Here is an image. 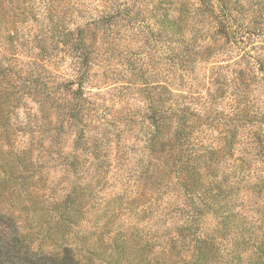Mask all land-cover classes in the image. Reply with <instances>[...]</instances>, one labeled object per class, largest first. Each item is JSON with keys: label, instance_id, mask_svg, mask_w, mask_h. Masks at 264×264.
Wrapping results in <instances>:
<instances>
[{"label": "rangeland", "instance_id": "rangeland-1", "mask_svg": "<svg viewBox=\"0 0 264 264\" xmlns=\"http://www.w3.org/2000/svg\"><path fill=\"white\" fill-rule=\"evenodd\" d=\"M66 1L70 6L65 14L69 15V29L79 26L86 30L87 21L111 10L105 6V0ZM118 1L131 7L132 14L143 20V25H148L149 33L138 22L130 28L125 27V33L120 30L123 27H114L116 40L98 47L84 80V95L91 101L88 118L83 127H70L66 121L59 127L55 99H69L70 94L61 89L56 94L54 89L78 75L72 66L74 61L69 46L52 42L48 37L50 33L46 28L51 19H47V0H0V17L4 20L7 6V32L10 33L8 43L0 41V49L9 48V52H15L11 57L17 59L4 64L15 73L8 80L15 83L17 77H21L26 85L24 78L34 79L35 83L37 79L43 81V73H51L47 79L51 92L48 98L43 93L23 94L19 90L11 104L7 102L5 110L0 112V212L13 217L20 233L30 239L32 248L39 252L47 254L60 250L51 240L64 230L55 229L54 219L59 209L67 211L65 203L61 202L74 183L87 185L90 195L81 194L80 205L76 208H81L82 215L77 218L76 225H71L64 233L71 241L73 237L75 241L82 237L88 243L99 238L98 228L105 223H109L111 233L131 232L133 243L142 237L147 241L152 233L165 232V235L168 232V221L162 223L161 220L168 218L163 207L171 204L158 206V203L176 201L180 195L176 190L177 193L158 186L156 191L164 190L165 194L161 201L156 200L159 195L155 197L156 192L151 187L155 186L148 181L152 172L151 163L147 162L151 160L147 148L150 131L147 116L152 107H180L191 100L182 99L180 93L192 91L199 95L195 97L194 109L205 111L212 105L221 111L216 118L219 121L227 122L228 115L242 110L264 115V71L254 61L256 57L264 58V49L260 47L264 32H257L263 26L260 20L264 16V0H228L232 25L242 34L231 40L217 35L213 22L200 15L204 7L200 0H189L191 15L182 18L179 43L158 21L163 16L171 19L178 15L174 10L164 14L160 0ZM90 29L86 41L93 47L100 46V37L106 39L103 30ZM44 34L48 38L46 44L38 42V37ZM176 48H184L181 54L187 59L181 79L177 78L178 73L170 72L175 66L169 58L175 52L171 50ZM41 65H45L46 72L37 67ZM168 86L172 94L164 91ZM71 87L75 90L77 84ZM196 125L209 131L211 139L212 133L216 136L211 128L206 129L207 125L200 122ZM249 126L256 128L254 123ZM80 128L86 142L99 137L104 141L97 157L92 153L81 154V160L85 159L83 167L85 170L89 167L82 178L73 175L67 163L73 154H79L73 142L82 132ZM169 186L174 187L173 184ZM111 200L116 201L108 204ZM175 215L182 217L180 213H171L169 217ZM207 221L213 223V219L207 218ZM170 227L172 229L171 224ZM172 230L169 233L173 235ZM0 238L3 239L2 234ZM0 251L5 252L4 248ZM128 251H133V245Z\"/></svg>", "mask_w": 264, "mask_h": 264}, {"label": "trees", "instance_id": "trees-1", "mask_svg": "<svg viewBox=\"0 0 264 264\" xmlns=\"http://www.w3.org/2000/svg\"><path fill=\"white\" fill-rule=\"evenodd\" d=\"M55 1L58 4H55ZM200 1L204 7L199 14L213 22L212 27L217 35L225 37L226 40L236 36L242 37L239 29L232 25L228 0ZM159 2L164 14L174 10L178 15L171 19L163 16L162 20L158 21L173 38L177 37L179 43L180 35L182 36V18L187 17V14L191 15L189 6L192 4L189 0ZM45 6L47 19H51L46 28L50 33L48 37L52 42L69 46L74 61L72 66L78 74L74 79L60 83L57 90L53 88L56 94L59 89L70 94L69 99H55V107L59 109L60 115L59 127L63 126L64 121L70 127H83L84 120L89 116L87 109L91 103L84 95L83 84L93 64L94 54L98 53V47L116 40L114 27H123L124 29H120L123 33L127 31L125 27L130 28L134 22L142 23L141 27L148 33L149 27L132 14L128 4L124 6L118 0H105V6L111 10L103 13L100 9L101 15L86 22V30L79 26L69 29V15L65 14L70 6L66 0H47ZM6 12L7 6L5 20L0 17L1 42H7L10 36L7 32L9 15ZM260 21L263 26L258 28L259 34L264 32V16ZM90 28L103 30L106 39L100 37V46L93 47L86 41ZM4 29L5 33H2ZM47 39L44 34L38 37V42L46 44ZM263 44L264 41L260 47L264 49ZM9 50L5 47L0 49V82L7 84H0V112L5 110L7 102L11 104L14 94H18L19 90L23 91V94L43 93L45 98L51 94L47 84L51 73L45 71V65L37 66L46 72L42 74L43 81L37 79L34 83V79L30 81L24 78V85L21 77H17L15 83L11 79L8 80L13 78L15 73H11L10 66L4 64L17 60L11 57L15 52ZM182 50L172 49L171 51L175 52L169 58L171 65L175 66L170 72L178 73L179 79L183 77L184 63L187 62L184 54H181ZM256 58L258 59H254L255 63L264 71V58ZM75 83L77 89L74 90L71 86ZM164 91L172 94L169 86L164 88ZM179 96L191 100L175 108L152 107V112L147 116L150 126L147 148L151 155V160L147 162L151 163L152 172L148 181L155 186H151L156 192L155 197L159 195L156 200L161 201L165 194L164 190L156 191L158 186L160 189L163 186L171 188L180 195L176 201L170 199L158 203V206L163 203L171 204L168 208L163 207V212L168 218L161 221H168L169 225L165 235V232L159 235L152 233L147 241L142 237L133 243L131 232L111 233L109 223H105L98 228L101 233L99 238L95 237L88 243H85L82 237L79 241H75L76 237H73L71 241V237L64 233L69 231L71 225H76L77 218L82 215L81 208H76L80 205L81 194L90 195L87 185L74 183L61 202L65 203L64 208L67 211L59 209L54 219L55 229L60 227L64 230L59 237L51 240L60 247L58 252L46 254L33 249L32 241L20 233L13 217L0 212V234L4 239L0 238V248L5 250L0 253V264H264V115L260 112L248 114L242 110L228 115L227 122L219 121L216 118L221 111H217L212 105L205 111L194 109L195 97H199L195 92L183 91ZM211 121L214 124H211ZM198 122L207 125L206 129L211 128L216 132V136L212 133L211 139L209 131L197 127ZM251 123L255 124V129L250 128ZM80 131L82 132L73 142V148L78 150L79 154H73L67 163L73 175L82 178L89 167L86 166V170L83 167L85 159L81 160V154L92 153L97 157L99 147L104 141L99 137L88 143L81 128ZM98 164L101 167V164ZM170 184L174 187L169 186ZM116 197L121 199V196ZM114 201L116 200H111L108 204ZM171 213H180L182 217H169ZM207 218L213 219V223L209 224ZM171 230L173 235L169 233ZM131 245L133 251H128Z\"/></svg>", "mask_w": 264, "mask_h": 264}]
</instances>
